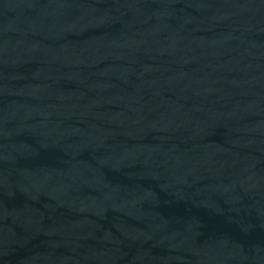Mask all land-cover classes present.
I'll return each mask as SVG.
<instances>
[{
  "label": "water",
  "instance_id": "obj_1",
  "mask_svg": "<svg viewBox=\"0 0 264 264\" xmlns=\"http://www.w3.org/2000/svg\"><path fill=\"white\" fill-rule=\"evenodd\" d=\"M0 264H264V0H0Z\"/></svg>",
  "mask_w": 264,
  "mask_h": 264
}]
</instances>
